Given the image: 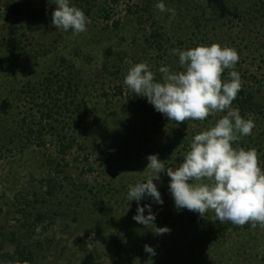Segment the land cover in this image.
<instances>
[{
    "label": "rangeland",
    "instance_id": "1",
    "mask_svg": "<svg viewBox=\"0 0 264 264\" xmlns=\"http://www.w3.org/2000/svg\"><path fill=\"white\" fill-rule=\"evenodd\" d=\"M157 2L72 0L91 21L73 34L52 24L55 0H0V102L10 104L0 109V264H17L18 249L32 254V264H264L259 224L232 223L224 241L212 242L189 218L166 215L193 212L175 208L166 170L154 180L166 217L145 197L139 204L151 205L154 224L133 220L128 186L153 175L147 157L178 167L187 152L173 151V133L193 137L222 115L169 120L133 97L124 84L129 68L146 62L159 81L161 66L182 71L171 49L217 43L237 51L232 70L264 84L261 0H164L174 16ZM156 32L161 48L150 40ZM252 120L251 135L234 148L264 139ZM50 178L56 184L47 188Z\"/></svg>",
    "mask_w": 264,
    "mask_h": 264
},
{
    "label": "clouds",
    "instance_id": "2",
    "mask_svg": "<svg viewBox=\"0 0 264 264\" xmlns=\"http://www.w3.org/2000/svg\"><path fill=\"white\" fill-rule=\"evenodd\" d=\"M55 5L52 24L57 30H71L73 34L87 30L90 18L72 0H55ZM155 7L175 15V9L167 8L164 0H158ZM171 54H178L182 71L161 66L162 79L158 81L149 65L140 62L129 68L124 84L175 122L202 121L217 112L226 114L193 136L190 150L178 167L165 168L156 154L147 157V169L153 175L128 186L127 198L137 201L133 220L146 226L154 224L156 216L151 205L140 206L139 202L150 197L158 204L163 203L154 180H159V174L166 170L177 210L187 209L204 216L211 209L222 223L230 221L243 226L251 222L254 227L257 224L264 227V171L257 152L233 147L241 137L251 135L255 127L252 119L243 118L238 108L231 107L241 88L240 75L232 70L239 59L237 51L213 43L186 50L173 48ZM225 69L230 70L229 79L222 80ZM155 232L164 234L170 229L155 227ZM144 250L155 255L151 246L145 245Z\"/></svg>",
    "mask_w": 264,
    "mask_h": 264
},
{
    "label": "trees",
    "instance_id": "3",
    "mask_svg": "<svg viewBox=\"0 0 264 264\" xmlns=\"http://www.w3.org/2000/svg\"><path fill=\"white\" fill-rule=\"evenodd\" d=\"M262 3L263 0H261ZM116 27H118V23L115 24ZM153 39L154 44L158 46V48H161L162 45V36L159 35L157 32L154 33L150 40ZM228 69H225V71L222 73L221 79L226 80L229 79L228 77ZM241 79V88L239 92L237 93L236 98L232 101L231 107L238 108L240 115L245 119H254L257 120L261 125L264 127V84L261 81H258V77H253L247 75L240 76ZM130 93H133V97L137 98V94L133 91H130ZM139 102V101H138ZM0 109L7 113L10 107V104L8 101L4 100L0 102ZM226 113H214L212 115H224ZM152 120L154 121V126L156 128L159 127V121L157 116H153ZM187 127V125H184ZM161 129V128H160ZM162 133L168 138L171 139L170 133L168 131H162ZM197 134V133H195ZM175 142L173 144V151L177 150L178 152L185 151L188 152L190 150V143L191 139L193 138L190 134L187 132L177 134L173 133ZM190 137L192 138H189ZM188 137V138H187ZM264 137V136H263ZM251 142L245 144L244 148L249 149L251 143L253 142L254 146L252 149H255L258 156L259 166L264 171V139L262 141H259L255 143L252 139H250ZM259 140V139H258ZM180 148H182L180 150ZM178 154V153H177ZM175 155V154H174ZM179 155V154H178ZM174 160V159H173ZM56 180L55 179H49L47 182V188H50V186L55 185ZM163 204H158L156 206V213L158 216L162 217L165 216V213L163 212ZM168 215L170 218H189V223L193 224V228L196 232H200L204 235L205 238L208 240L213 241H224L227 237V231L229 229V226L232 223H229L230 221L221 222L217 218L216 220L214 218V214L211 211H206L204 216L202 217H196V212H189L185 217H176L173 213L169 212ZM194 216V217H193ZM166 217V216H165ZM186 220V219H183ZM209 242V241H208ZM18 259H16L17 264H32L33 257L30 252H27L25 249H18L16 251Z\"/></svg>",
    "mask_w": 264,
    "mask_h": 264
}]
</instances>
